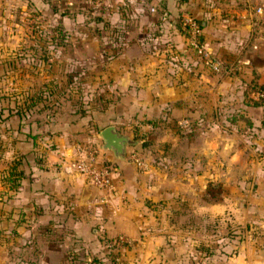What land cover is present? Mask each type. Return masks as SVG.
<instances>
[{
	"label": "crops",
	"instance_id": "crops-1",
	"mask_svg": "<svg viewBox=\"0 0 264 264\" xmlns=\"http://www.w3.org/2000/svg\"><path fill=\"white\" fill-rule=\"evenodd\" d=\"M160 1L167 19L160 18L159 10H149L155 0L102 4L101 18L119 30L116 40L109 38L101 46L87 27L79 26L80 13L53 14L52 20L69 34V67L95 77L87 85L101 89L87 96L95 107L85 106L82 114L73 111L66 120L51 115L24 127L23 118L31 111L20 119L15 113L0 118V145L11 156L8 164L21 154L24 174L16 190L3 185L0 232L55 247L67 237L59 238L63 228L86 244L99 236H118L125 242L119 247H124L119 254L123 264H264V102L253 104L245 96L252 95L246 90L249 84L264 86V27L258 25L264 15L237 12L228 18L217 8L191 1ZM45 6L43 0H0V38L12 37L13 15ZM178 12L201 18L206 46L237 61L231 79H216L195 55L172 20ZM78 41H86L78 46L85 47L82 57L74 49ZM60 46L53 49L58 56L65 49ZM8 103L0 105L13 110L23 97ZM229 111L232 121L220 129L217 119ZM177 118L193 120V133L178 137L172 125ZM96 122L97 130L112 124L136 140L126 146L124 158L98 146L99 156L113 164L105 189L65 169L69 159L84 154L87 143L100 141L92 134ZM165 126L175 130L168 131L172 138L164 142L168 173L145 158L146 169L128 159L130 152L144 149L140 142L147 129ZM208 142H220L231 153L217 159L218 150L206 148ZM178 147L183 152L175 158ZM223 165L232 168V176L219 174ZM20 215L26 225L15 223Z\"/></svg>",
	"mask_w": 264,
	"mask_h": 264
},
{
	"label": "rangeland",
	"instance_id": "rangeland-1",
	"mask_svg": "<svg viewBox=\"0 0 264 264\" xmlns=\"http://www.w3.org/2000/svg\"><path fill=\"white\" fill-rule=\"evenodd\" d=\"M46 3V6L43 9L35 8V9H26L24 13H18L17 15H13L14 23L11 25L10 30L12 31V37L10 39L0 38V104L8 103L9 99L17 98L19 101L22 99L24 92L26 89H33L37 86L41 85L43 87H50L49 90H53L54 92V101L53 103L42 112H33L31 110L28 113V116L23 118V126L26 127L28 123L36 124V121H44L45 118H49L51 115L59 117L61 120H66L70 117L71 112H78L84 110V107L93 106L94 103H89L88 97L92 93L94 96L99 92L101 88L99 87H90L88 86V82L95 80V77L89 79L88 74L84 70H72L69 67L71 61H68L69 50L66 48L70 45L69 34L66 31L65 37L62 41L60 47L65 49H61V53L57 54V51L53 52V49H57L54 43L51 42L50 35L52 34L53 26L55 25V20H52L53 14L55 16H65V17H74V12H78L81 15L82 24H79L81 27H87L89 32H91L98 41V44L101 46L106 43L104 40V35L100 39L102 32L107 30V28H103L101 22H96L94 18L101 17L102 10L101 5H111L109 0H87V1H78V0H43ZM139 1V0H135ZM155 8L156 10L166 12L165 8L162 7L161 1L155 0ZM182 3H186L188 1L193 2L192 4L199 5L201 8L208 7L209 9L217 8L223 15L228 18H235L237 12H244V14L252 15L256 14L257 6L260 7V15H264V0H178ZM30 5V4H29ZM28 5V6H29ZM158 12V13H159ZM184 15H189V13H183ZM183 14L181 12L175 13L172 16H180ZM182 15V16H181ZM169 16V12H167V18ZM171 16V15H170ZM254 16V18L256 17ZM166 18V19H167ZM85 20H87L85 22ZM54 22V24L52 23ZM260 23V22H259ZM67 25V23H65ZM258 25H263L264 21ZM114 27L119 28V25H112ZM64 28V26L62 25ZM83 32V30H82ZM1 34V33H0ZM57 38V34H55ZM86 41H78L74 49H77V56L82 57L86 54L85 47L82 49L78 46H86L84 45ZM91 43V42H90ZM206 46V43L203 42ZM91 46V45H90ZM209 50L211 49L209 46H206ZM215 56H217L222 63V68L219 71H213L210 69L206 63L202 61L205 67L215 76L216 79L228 78L231 79L232 74L235 72V67L237 61H232V59L222 58L218 53L214 50L212 51ZM74 54V51H73ZM201 61V60H200ZM14 66V67H12ZM57 83H55V82ZM249 86H246V90L248 91ZM48 89H46L47 91ZM251 91V89H249ZM23 91V92H22ZM22 96V97H21ZM246 97L251 99L255 98L254 95H251V92L245 93ZM92 98V97H91ZM9 104V103H8ZM100 103L96 104V107H99ZM232 111H229L231 113ZM228 113V114H229ZM49 116L46 117L45 115ZM182 120L180 118L175 119L172 122L174 127H163L159 131L150 130L145 131V137L143 138L144 142H149L145 145L142 151H136V155L139 156L144 162L145 166H141L146 169V160L151 162H156L160 165V169L163 172H167L169 168L170 157L167 155L166 148L164 142L166 143L169 140L171 135L168 131L176 130L178 137L180 134H192L193 130H191L192 121L187 125L186 123H179L178 121ZM218 127L220 129L229 122L226 117L222 116L217 119ZM171 125V126H172ZM98 126V122L94 123L92 134L97 138L96 132ZM174 128V129H172ZM1 129V128H0ZM174 130V131H175ZM2 134V138H4L3 130L0 131ZM189 136V135H188ZM222 136H228L222 134ZM213 138V137H209ZM218 138V137H217ZM229 138V137H227ZM165 140V141H164ZM2 143V140H0ZM154 141V142H153ZM160 142V144H158ZM88 148L97 147L100 145V141L97 140L96 144L87 143ZM204 144L202 143V146ZM223 144L217 142L216 144H210L209 142L205 144L206 148H216L218 152L215 154V158L222 160V158H227L228 154L231 153L227 146L222 147ZM230 145V144H228ZM140 149V148H139ZM169 149V148H168ZM183 150L178 147L174 151V157L178 158L180 154H182ZM144 153V155L142 154ZM4 150V146L0 145V198L4 197V183L2 181V176L7 170L8 160L11 158L8 157ZM8 159L6 160L5 158ZM145 158V159H144ZM180 159V158H179ZM219 174L222 177L226 176V173L232 176V168H226L224 165L220 168H217ZM168 173V172H167ZM4 185V186H3ZM222 185L227 186V183H222ZM0 264H82L78 259H74L73 256L76 253L79 254V250H84L88 252V258L99 257L102 256L105 249L102 247V238L99 241H94L92 244H86L83 241H75V239L65 233L64 228L62 231L58 232L60 235L59 238H63V236L67 235L66 238L63 239V246L55 247L48 246L43 244L42 242H23L18 236L16 239L13 237L8 238L5 237L0 232ZM52 235V234H51ZM52 238H58L55 236H50ZM101 241V243H100ZM119 248V247H118ZM117 247L111 249V252L115 255L116 261L120 262L119 254L120 251L124 248L122 247L118 249ZM104 259V258H102ZM103 264L105 263L102 262ZM107 264V263H106ZM123 264V263H122Z\"/></svg>",
	"mask_w": 264,
	"mask_h": 264
},
{
	"label": "trees",
	"instance_id": "trees-1",
	"mask_svg": "<svg viewBox=\"0 0 264 264\" xmlns=\"http://www.w3.org/2000/svg\"><path fill=\"white\" fill-rule=\"evenodd\" d=\"M143 1V0H141ZM81 2V1H80ZM157 4V3H156ZM163 10V8H162ZM166 13L168 12V10L165 8ZM164 11V10H163ZM191 16V15H190ZM199 25L200 29H201V33L199 35V39L200 41L204 42L203 40V35H202V19L201 18H197V17H193L191 16ZM94 20L96 22H101L103 28H107V30L104 31V40L103 42L106 40V42L112 41V40H116L117 37V33H118V28L114 27L112 25H108L105 21H103V19L99 16L94 18ZM172 20L174 21V24L177 25V27L179 29H182L183 32L186 35V32L184 31V28H182L181 26V17L180 16H173ZM52 34L50 35L51 37V42L54 43L55 45H61L62 41L65 37L66 32L64 31L65 29L62 27L61 24L55 23V25L53 26L52 29ZM55 34H57V38L55 37ZM249 89L253 90L254 88H258L260 89L263 93L261 96L255 97L252 100L253 104H260L262 102H264V86L257 84L256 82H253L251 84L248 85ZM46 89H48L46 91ZM50 87H43L41 85L37 86L36 88H33L31 90L26 89V92H24L23 95V103H18L15 104L13 108V110L8 106L5 105H0V118H4L7 117L10 114H16L18 115L19 119H20V114H25V112H29L31 110H35V111H43L45 109H47L54 101V92L53 90H49ZM23 92V91H22ZM85 110V108H84ZM83 111H79L81 114L84 112ZM185 120V123L188 125L190 123V120L188 118H182ZM226 119L229 121V123H231L230 121H232V112L226 115ZM195 125V122L192 121V125H191V130H193V127ZM28 135L30 136V138H33L34 135H32L31 133H28ZM135 137H137V135H133ZM147 143L144 142L143 140L140 142V145L142 147H144ZM100 152V149L98 150ZM99 152H98V158L100 160V162L104 163V164H109L113 167V164L111 162V160H108L104 157H100L99 156ZM20 156L21 154H19L17 157H15L12 160V163L8 166L6 172L3 174L2 176V181L3 183L11 190H16L18 188V186L20 185V180L21 178L24 176L23 174V169L19 167L20 164ZM22 221V223H24V225H26L27 220H25V218L20 215V217L16 220L15 223L19 224ZM14 232V230H13ZM100 238H102V247H104L105 249H108L107 251H104L102 256L99 257H92V258H88V252L84 251V250H79V254L76 253L75 256H73L74 259H78L79 262H81L82 264H103L102 262L105 261L104 264H122L121 262H119L118 260L116 261L115 259V255L113 254V252H111V249L115 248V247H120L123 246L125 244V242L123 240H120L118 238V236H114L112 238L106 237V236H99L98 239L100 240ZM29 242V241H27ZM101 243V241H100ZM104 258V259H102Z\"/></svg>",
	"mask_w": 264,
	"mask_h": 264
},
{
	"label": "built area",
	"instance_id": "built-area-1",
	"mask_svg": "<svg viewBox=\"0 0 264 264\" xmlns=\"http://www.w3.org/2000/svg\"><path fill=\"white\" fill-rule=\"evenodd\" d=\"M82 1V0H78ZM87 1V0H83ZM149 10L156 11L155 4L149 6ZM256 11H260V7L256 8ZM159 16L161 19L167 18L165 11H160ZM181 26L184 28L187 37L188 46L194 51L195 55L213 71H219L222 68L221 60L215 56V54L209 50L202 41L199 39L201 29L198 23L189 15H183L181 17ZM262 91L258 88L252 90V95L255 97L261 96ZM179 123H185V120H179ZM100 148L91 147L87 148L83 155L69 159L65 166V169L70 172L77 173L83 176L86 181L100 189H105L110 186L113 167L109 164L100 162L98 158V150ZM128 159L133 161L139 166H145V162L137 156L134 152H130ZM122 240L121 237H119Z\"/></svg>",
	"mask_w": 264,
	"mask_h": 264
},
{
	"label": "water",
	"instance_id": "water-1",
	"mask_svg": "<svg viewBox=\"0 0 264 264\" xmlns=\"http://www.w3.org/2000/svg\"><path fill=\"white\" fill-rule=\"evenodd\" d=\"M96 134L101 141L100 148L110 150L117 158H124L126 146L136 142L134 138L119 132L112 124L103 126Z\"/></svg>",
	"mask_w": 264,
	"mask_h": 264
}]
</instances>
